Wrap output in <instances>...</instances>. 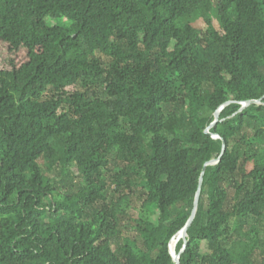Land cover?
Segmentation results:
<instances>
[{"label": "trees", "instance_id": "1", "mask_svg": "<svg viewBox=\"0 0 264 264\" xmlns=\"http://www.w3.org/2000/svg\"><path fill=\"white\" fill-rule=\"evenodd\" d=\"M204 165L180 264H264V0H0V264H175Z\"/></svg>", "mask_w": 264, "mask_h": 264}, {"label": "water", "instance_id": "2", "mask_svg": "<svg viewBox=\"0 0 264 264\" xmlns=\"http://www.w3.org/2000/svg\"><path fill=\"white\" fill-rule=\"evenodd\" d=\"M229 102H230V101H227V102H225V104H226V103H229ZM258 102H259V100L250 99V100L243 101V102H241V103H242V107H244V106L249 105V104H251V103H258ZM222 106H223V105H222ZM222 106H221L219 109H217V110L215 111V118H214V120L212 121V123L210 124V126L213 125V124L218 120L219 111L221 110ZM206 132H208V129H206ZM225 148H226L225 141H223V142H222L221 153H220V155L218 156V158L206 162L205 165L208 164V163H214V162L218 161V160L222 157L223 153L225 152ZM205 165L203 166L202 171H201V175H200V178H199L197 191H196V194H195V197H194V200H193V205H192L191 213H190V215H189V217H188V219H187L185 225L183 226V228H182L180 231H178V233H177L178 238L183 237V238L185 239V237H186V235H187V228H188V226L191 224V222L193 221V218H194V216H195V213H196V210H197V207H198V200H199V194H200L201 183H202V179H203V174H204ZM172 239H173V238H172ZM172 239H171V240H172ZM171 240H170V241H171ZM169 253H170V255H171L173 261H175V264H180V262H179V254L176 253V255H173V254L171 253L170 249H169Z\"/></svg>", "mask_w": 264, "mask_h": 264}, {"label": "rangeland", "instance_id": "3", "mask_svg": "<svg viewBox=\"0 0 264 264\" xmlns=\"http://www.w3.org/2000/svg\"><path fill=\"white\" fill-rule=\"evenodd\" d=\"M68 21L65 18H61V19H49L48 20V24L51 25H64L65 23H67ZM214 24L215 26L218 28V22L216 20H214ZM195 25L197 27H200L201 29H205V23L202 20H198L195 22ZM125 223H128V220H124ZM262 238L264 239V233L261 234Z\"/></svg>", "mask_w": 264, "mask_h": 264}, {"label": "bare ground", "instance_id": "4", "mask_svg": "<svg viewBox=\"0 0 264 264\" xmlns=\"http://www.w3.org/2000/svg\"><path fill=\"white\" fill-rule=\"evenodd\" d=\"M178 236L176 235L175 237H173V239L170 241L169 243V249L171 251V253L173 255H176V251H175V245H176V242L178 241Z\"/></svg>", "mask_w": 264, "mask_h": 264}]
</instances>
